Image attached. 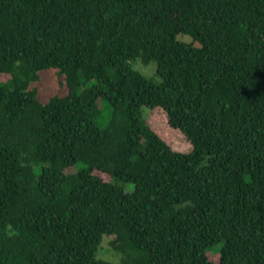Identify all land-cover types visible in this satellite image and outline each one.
Wrapping results in <instances>:
<instances>
[{
    "label": "trees",
    "instance_id": "trees-1",
    "mask_svg": "<svg viewBox=\"0 0 264 264\" xmlns=\"http://www.w3.org/2000/svg\"><path fill=\"white\" fill-rule=\"evenodd\" d=\"M0 264H264V0H0Z\"/></svg>",
    "mask_w": 264,
    "mask_h": 264
},
{
    "label": "rangeland",
    "instance_id": "rangeland-1",
    "mask_svg": "<svg viewBox=\"0 0 264 264\" xmlns=\"http://www.w3.org/2000/svg\"><path fill=\"white\" fill-rule=\"evenodd\" d=\"M179 41H183L186 43H192V39L188 36L179 35ZM134 68L142 73L145 77L152 79L156 83L160 82V78L156 75L157 64L155 62L150 63L149 65H144L141 61H137L134 64ZM91 82L90 84H92ZM38 88V98L42 103H46L53 96H65L69 93V87L65 83V79L63 76H58V72L55 70H47L41 73L40 81L34 85ZM101 105L104 109V117L107 121L110 116V110L107 108L105 103L101 102ZM144 118L147 119L149 117L150 110L144 108ZM36 173L38 174V170L36 169ZM133 187V186H132ZM113 238H109L108 236L104 237V241L102 244V251L99 256L100 259H105L111 262H120L121 256L114 253L111 248V241ZM222 247L218 246L213 249H210L207 252L208 258L212 261H218L221 256Z\"/></svg>",
    "mask_w": 264,
    "mask_h": 264
}]
</instances>
